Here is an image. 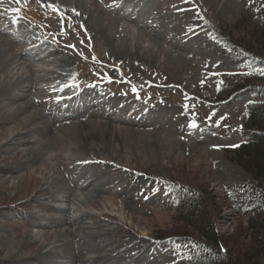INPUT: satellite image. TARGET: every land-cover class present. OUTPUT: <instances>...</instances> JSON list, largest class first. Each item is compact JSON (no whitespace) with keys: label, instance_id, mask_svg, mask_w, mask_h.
Returning a JSON list of instances; mask_svg holds the SVG:
<instances>
[{"label":"rangeland","instance_id":"1","mask_svg":"<svg viewBox=\"0 0 264 264\" xmlns=\"http://www.w3.org/2000/svg\"><path fill=\"white\" fill-rule=\"evenodd\" d=\"M12 1L3 3L6 7ZM26 1L17 5L23 9ZM40 1L56 2L80 28L78 46L71 47L73 53L65 51L61 38L62 48L25 22L21 25L31 49L18 52L21 46L13 47L0 34L5 46L0 47V118L30 104L0 129V167L8 170L2 173L5 178L0 175V235L16 243H0V264H75L79 254L85 259L108 255L107 264H188L182 251L190 246L184 242L204 239L179 221L157 188L160 180L182 185L191 197L194 192L209 197L211 205H200L198 215L209 212L220 238L233 236L239 243L248 220L238 199L251 179L222 149L243 141L245 107L253 98L227 101L226 91L238 86L234 75L247 57L215 44L208 31L249 18L248 1ZM116 3L124 9L113 8ZM8 19L0 12L1 23ZM241 34L247 32L234 30V37ZM73 36L71 31L66 35ZM117 44L123 54L115 51ZM48 49L56 57L44 61L45 71L34 72L37 50ZM92 68L106 69L119 82L88 85ZM77 82L85 87H75ZM134 85L142 89L141 116L147 109L148 118H137L142 108L135 114L129 110L135 106ZM76 91L78 97L69 99ZM127 113L134 123L124 122ZM28 116L35 118L26 123ZM91 123L108 127V153L89 144L82 149L75 127L94 132L91 138L100 136L102 129ZM64 128L71 129L60 132ZM17 130L20 136L10 142ZM119 135L121 142L114 143ZM130 135L136 137L130 140ZM26 154L32 163L27 164ZM162 235L182 241L179 249L158 246ZM249 242L242 239L244 246Z\"/></svg>","mask_w":264,"mask_h":264},{"label":"trees","instance_id":"2","mask_svg":"<svg viewBox=\"0 0 264 264\" xmlns=\"http://www.w3.org/2000/svg\"><path fill=\"white\" fill-rule=\"evenodd\" d=\"M240 28L247 34L234 37V30L238 31ZM222 31L235 44L239 45L240 42L239 46L251 54L253 60L264 62V15L255 19L250 15L233 27L222 26ZM240 91H253L264 99V82H251L245 77V84L236 92ZM243 129L248 142L234 150L225 151V155L251 179L243 195L246 199L243 206L249 213L246 217L247 226L239 232V243L233 236L221 239L211 214L205 210L202 215L197 212L202 209L200 205H211V199L201 192L198 193V198H201L202 203L199 200L189 201L188 196L178 195L180 207L176 214L179 221L202 237L205 241H201L207 248V251L196 252L191 257V264H261L264 261V110L254 107L249 112ZM178 233L175 232L176 235ZM163 236L157 239H166ZM242 239L250 241V245L244 246Z\"/></svg>","mask_w":264,"mask_h":264},{"label":"bare ground","instance_id":"3","mask_svg":"<svg viewBox=\"0 0 264 264\" xmlns=\"http://www.w3.org/2000/svg\"><path fill=\"white\" fill-rule=\"evenodd\" d=\"M118 45V44H117ZM116 45V52L118 53V54H123V52H124V47L122 46V45H118L117 46ZM0 47H1V49H5V46L4 45H0ZM8 48H9V50L12 52V55H13V57H15V54L13 53V51H12V49H14L13 47H10V45H8ZM114 48H115V46H114ZM117 54V55H118ZM115 55H116V53H115ZM119 57V56H118ZM121 58V57H120ZM29 66V65H28ZM29 68V67H28ZM3 94L7 97V96H10V91H9V94L7 95L4 91H3ZM7 100H9V103H10V105H13V104H15V102H16V100H13L12 101V98L10 99V98H8ZM30 104L27 102V103H25V104H23V105H20L17 109H15V111H13V110H11V111H9L10 113H7V114H2L1 115V118H0V129L1 130H4L5 129V127H6V125L8 124V122L11 120V119H15L16 117H18L17 116V114H19V113H24V111H26L27 110V107L29 106ZM17 107V106H16ZM30 107V106H29ZM13 111V112H12ZM35 117L33 116H28V117H26L25 119H24V121L27 123L29 120H31V119H34ZM8 119H10V120H8ZM125 122V121H124ZM82 125V124H81ZM79 126V125H78ZM75 127V129L77 130V132L79 133V135H78V137L77 138H79V142H80V144H81V146H82V149L84 148L83 146H85V145H87V144H89L91 147H93L94 146V148L95 147H97V148H95V149H101L102 150V152H103V154H105L106 152L108 153L109 152V150L107 149V148H110V146H111V143H110V136H109V134H108V127L107 126H105L104 125V127L103 128H100V126H98L97 124L95 125V124H92L91 123V127L93 126L94 128H100V129H102L100 132H101V135L99 136V134H98V136H96L95 138H91L90 137V135H95V134H93L92 132L90 133V134H88L87 132H84V129L83 128H81V127ZM84 126V125H83ZM82 126V127H83ZM89 126V125H88ZM91 127H87V129H91ZM69 129H71V128H64L63 130H60V132H62V133H65L66 131H68ZM18 130H22V129H18ZM18 130L17 131H15L14 133H12L11 135H10V138H11V141L10 142H14L15 140H16V138L17 137H19L20 135L18 134ZM80 130H83V132H80ZM99 131V130H98ZM17 133V134H16ZM21 133V132H20ZM58 134V133H57ZM14 136V138H12ZM120 136V135H119ZM134 137H136V135H130L129 136V139L130 140H132ZM138 137V136H137ZM115 142H117V143H119V142H121V136L120 137H117V139H115L114 140V143ZM9 144V143H8ZM31 143H29V145H30ZM134 145H137V144H135L134 143ZM80 146V147H81ZM100 146H102V147H100ZM138 147H140V145H137ZM34 149V148H33ZM32 149V150H33ZM84 150V149H83ZM100 150V151H101ZM102 154V153H101ZM107 155V154H106ZM25 157H27V164H29V163H32L33 161H34V158H29V155H27L26 154V156ZM55 158V157H54ZM8 170H6V169H4V168H2V167H0V175H3L2 173H6ZM4 176V178L6 177V175H3ZM2 176V177H3ZM93 180V179H92ZM3 181H5L4 179H3ZM92 184L90 183L89 184V186H91ZM86 187H88V186H86ZM83 188V187H82ZM91 188V187H90ZM88 189V188H87ZM89 190V189H88ZM72 220V219H71ZM67 224H69V226L70 227H73V224L72 223H67ZM66 234H72L73 235V232H71V233H67L66 232ZM15 241V240H14ZM16 242V241H15ZM0 243L2 244H5L6 246L8 245H16V243H14L13 241H12V238H10L9 237V235H0ZM18 245L16 246V247H26V245H28V243H25V244H23V243H17ZM90 245V244H89ZM7 246V247H8ZM41 250H44V249H42V247L40 248V250L39 251H41ZM85 250V249H84ZM84 255V254H83ZM83 255H77L76 257H75V259H73V262L75 263V264H107L108 262H109V258H111V257H107V256H99V257H96V258H91V259H85V257L83 256ZM95 255V254H94ZM111 261V260H110Z\"/></svg>","mask_w":264,"mask_h":264},{"label":"snow or ice","instance_id":"4","mask_svg":"<svg viewBox=\"0 0 264 264\" xmlns=\"http://www.w3.org/2000/svg\"><path fill=\"white\" fill-rule=\"evenodd\" d=\"M3 2H4V0H0V5H2ZM13 2L16 3V4H19V3H21V0H13ZM38 2H39V0H38ZM45 6H47L49 8H52L53 11H57V12L59 11V9L56 8L52 4H48V5H45ZM10 11L18 12V9H11ZM13 22L14 23H18V19L14 20ZM61 30H62V33H63V31H64V28H63V17H61ZM70 47H75V46L73 45V46H70ZM262 74H264V73H262ZM63 87H67V85L61 86V90L63 89ZM190 127L195 128V127H197V125L195 123H192V124H190Z\"/></svg>","mask_w":264,"mask_h":264}]
</instances>
